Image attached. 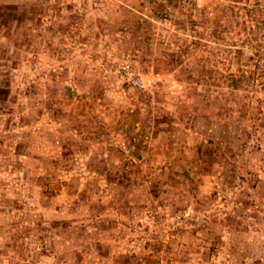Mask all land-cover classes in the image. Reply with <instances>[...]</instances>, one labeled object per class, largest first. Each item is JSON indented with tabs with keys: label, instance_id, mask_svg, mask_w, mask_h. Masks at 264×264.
<instances>
[{
	"label": "rangeland",
	"instance_id": "obj_1",
	"mask_svg": "<svg viewBox=\"0 0 264 264\" xmlns=\"http://www.w3.org/2000/svg\"><path fill=\"white\" fill-rule=\"evenodd\" d=\"M0 264H264V0H0Z\"/></svg>",
	"mask_w": 264,
	"mask_h": 264
},
{
	"label": "built area",
	"instance_id": "obj_2",
	"mask_svg": "<svg viewBox=\"0 0 264 264\" xmlns=\"http://www.w3.org/2000/svg\"><path fill=\"white\" fill-rule=\"evenodd\" d=\"M188 1L190 0H184V2ZM119 70V77L127 86L137 90H145L147 88L144 76L133 62L124 63Z\"/></svg>",
	"mask_w": 264,
	"mask_h": 264
}]
</instances>
